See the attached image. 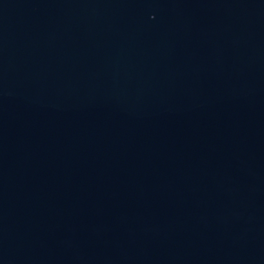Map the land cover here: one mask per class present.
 Wrapping results in <instances>:
<instances>
[{"label": "water", "instance_id": "water-1", "mask_svg": "<svg viewBox=\"0 0 264 264\" xmlns=\"http://www.w3.org/2000/svg\"><path fill=\"white\" fill-rule=\"evenodd\" d=\"M0 264H264V0H0Z\"/></svg>", "mask_w": 264, "mask_h": 264}]
</instances>
